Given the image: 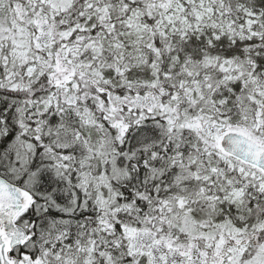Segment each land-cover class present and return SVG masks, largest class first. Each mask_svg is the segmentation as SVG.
<instances>
[{"label": "trees", "instance_id": "obj_1", "mask_svg": "<svg viewBox=\"0 0 264 264\" xmlns=\"http://www.w3.org/2000/svg\"><path fill=\"white\" fill-rule=\"evenodd\" d=\"M0 1V26L33 67L9 78L0 40V176L33 197L17 256L147 264L141 232L188 258L184 217L260 233L264 176L245 177L217 138L244 130L264 145V0H190L207 1L217 27L176 30L163 17L180 0ZM243 9L256 18L241 30Z\"/></svg>", "mask_w": 264, "mask_h": 264}, {"label": "rangeland", "instance_id": "obj_2", "mask_svg": "<svg viewBox=\"0 0 264 264\" xmlns=\"http://www.w3.org/2000/svg\"><path fill=\"white\" fill-rule=\"evenodd\" d=\"M2 3L4 4V6L6 5L4 2ZM51 5L55 6L53 3H51ZM57 5L63 7L64 0H60V3H57ZM18 9L19 6H16L15 10ZM242 14H244L245 16V26H243L241 29H245L250 26L251 22L254 20L255 17H252V14L244 9L242 10ZM163 21L164 23L162 25V28L168 30H176L178 27L179 29H184L186 27L191 26H193L195 29H198L202 26L210 27L212 24L217 27V22H214V11L207 1L192 3V1L190 0H180L177 3H172L171 10L163 17ZM132 22L133 20L132 18H130V20L127 22L129 28H132ZM0 30V40L2 39V43L5 41L12 48V50L10 49L11 52L7 56L2 57L5 62L4 70L9 69V78L13 75H17V73H20L22 75V73H25V71L26 76H31L33 72V67L26 66L27 52L24 49L26 45L25 40H22V36L20 34L11 35L8 32H5L3 26H0ZM142 30L143 27L140 26L134 29V35L140 33ZM8 60H10V62L12 63L10 68L6 67ZM234 131L243 133L251 138V134L249 131ZM19 155L21 156L20 153ZM239 170L243 171L245 173V177L248 176V178H250L249 175L252 177L260 176L258 171L255 169H252L250 171L249 169L242 167L239 168ZM260 181L264 184V179H261ZM243 195L244 191L242 188H232L227 193L225 200L229 204L237 206L240 204V199ZM171 217L172 221L175 222V216L171 215ZM178 221H181V219ZM183 221V230L190 234L193 233V236L188 241L189 244L194 243L196 240H201L205 242V246L200 249L201 253L200 251L198 252L199 248H193L195 250H191L192 253L190 252L191 256L188 259L186 254L187 250L185 251V253L182 254L176 253L164 246L163 243L160 244V242L158 241L152 242L150 236H146L141 232L137 234L134 233L132 241L135 243L136 247L140 251L148 254L150 258L147 264H201L202 260H212L211 258H209L208 253L205 251V249L207 248L208 250H210L214 248L215 250L220 251L224 244L225 237L233 239L241 247L239 254H237L234 249L231 250V260H250L249 262L239 261V264H264V227L261 228L259 234H253L255 237H253V235H250L251 240L248 239L247 244L245 246H241V237H243L244 234L239 235L238 231L232 226L223 225L222 229L219 230L214 229L210 226L208 229H205L203 231V227L200 228L191 225L188 218L184 217ZM35 263L37 262H23V264ZM90 263H92V261H89V264Z\"/></svg>", "mask_w": 264, "mask_h": 264}, {"label": "water", "instance_id": "obj_3", "mask_svg": "<svg viewBox=\"0 0 264 264\" xmlns=\"http://www.w3.org/2000/svg\"><path fill=\"white\" fill-rule=\"evenodd\" d=\"M219 146L227 155L264 174V147L245 135L224 131ZM31 202L29 191L0 176V256L3 264H20V260L15 256L8 260L13 250L27 237L25 229L14 220L20 212L30 206Z\"/></svg>", "mask_w": 264, "mask_h": 264}, {"label": "flooded vegetation", "instance_id": "obj_4", "mask_svg": "<svg viewBox=\"0 0 264 264\" xmlns=\"http://www.w3.org/2000/svg\"><path fill=\"white\" fill-rule=\"evenodd\" d=\"M253 237H255V236L253 235ZM200 242H201V240H196L192 245H190L191 250L193 248H195V249L199 248L198 249V252H199L201 249L199 247ZM246 244H247V242L245 241V239L241 240V243H240L241 246H245ZM240 248L241 247L236 243V241H233L232 239L225 237L224 238V244L222 246V249H220V251H217L214 248L210 249V250H208L207 248L205 249V251L208 253L209 258H211L212 260H202L201 264H239V261L249 262L250 260H231L232 259L231 250L234 249L236 251V253L239 254ZM195 249H193V250H195ZM200 253H201V251H200ZM190 256L191 255L189 253V257ZM252 263H255V262H252Z\"/></svg>", "mask_w": 264, "mask_h": 264}]
</instances>
